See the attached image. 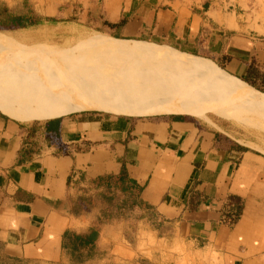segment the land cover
I'll return each instance as SVG.
<instances>
[{
	"label": "crops",
	"instance_id": "obj_1",
	"mask_svg": "<svg viewBox=\"0 0 264 264\" xmlns=\"http://www.w3.org/2000/svg\"><path fill=\"white\" fill-rule=\"evenodd\" d=\"M27 2L60 27H89L210 57L237 78L252 60L264 67V32L222 9H174L166 0ZM122 171L138 186L139 205L104 219V208L115 204L102 200L106 189L91 182ZM81 195L90 203L75 213ZM230 197L241 203L234 222L226 221ZM92 228L93 252L79 247L74 252L83 260L75 261L66 236ZM0 242L6 256L27 264H115L134 257L158 264H264V151L191 112L91 110L24 122L0 110Z\"/></svg>",
	"mask_w": 264,
	"mask_h": 264
},
{
	"label": "rangeland",
	"instance_id": "obj_2",
	"mask_svg": "<svg viewBox=\"0 0 264 264\" xmlns=\"http://www.w3.org/2000/svg\"><path fill=\"white\" fill-rule=\"evenodd\" d=\"M4 1H6L12 8L17 10L23 7H28L27 0ZM166 4V6L172 7L174 9H183L186 7L195 9V6H200L203 10L207 9L208 7L222 9L224 12L235 15L236 18L240 20V22H242V20H247L248 22L253 23L256 22L258 27H255V32H259L260 34L264 32V0H166ZM93 36L107 37V35L94 28L88 27L84 30L83 28L71 30L66 27H60L56 24L51 25L50 23L46 24V26L41 29L22 31L16 34H7L0 32V37L5 38V40H0V62H8L13 64L14 66H20L22 70L24 69L25 71H29V73H27V71H24L26 74H36L41 82H49V87L43 90L45 94H48L52 90L55 93H58L60 97L66 96L68 92H72L67 89L70 86L68 81L71 82V85L73 84V86L76 87H84L89 88L90 90H97L101 87L109 86L108 82L110 85L113 84L114 80H116L119 75L125 73L127 74L124 79L129 77H138L140 75L143 76L148 73H159L158 80L157 78L156 80L152 79L153 76L150 78L152 79L150 81L152 85H156L157 82L161 83V81L164 83L166 82V86L171 85V87L173 88L177 87V91H180L179 89H182L180 92L185 91V96L191 101H202L207 105H222L225 108L234 107V111L238 113L243 109L246 117L244 118L243 115L238 116L239 114L235 113L234 115H237L236 117L240 118L237 120L238 122H236L234 120L221 116L207 106H198V108H201L202 113L209 117L210 121L216 124H222V126L233 137H235L236 139H251L253 142L262 146V150L264 151V112H260L259 114L256 110H248L247 108H245V105L242 104L246 100L245 96L259 98L260 96L258 94L264 95V92H261L250 86H245L243 83H240L236 80H232L231 83L237 86L240 90L229 89L228 87H225L223 85L220 86V84L211 79L212 77L209 76V74H199L192 72L188 73L185 70L183 71L182 69H177V66L173 65L166 59L161 60L140 58L137 56L128 57L124 55H112L111 52L106 51L102 48L94 47L86 41L88 38H91ZM107 38L112 37L108 36ZM7 39L11 41H8ZM129 41L131 43L137 42L160 45L140 40ZM160 46H165L170 48L174 52H179L174 48L166 45ZM198 58L212 62L218 68L226 72L224 68H221L219 66L222 65V62H220L219 60L217 61L210 57ZM84 72L88 76L90 74L89 78H83L86 77ZM184 72L187 73L185 74ZM82 73L84 74L82 75ZM102 74L105 76H103ZM91 75L93 76L91 77ZM114 76H116V78ZM166 77H168V79ZM83 79H85V81ZM109 79L113 82L109 81ZM261 99L264 100V97H262ZM263 100H261V107L254 106L253 103H249L246 105L255 108L257 107L259 111H264ZM95 111L114 114L103 110ZM255 112H257L258 115ZM253 119L256 121L254 124L250 123V120ZM29 122H33V120ZM102 200L106 201L105 199ZM111 201L112 202L110 203L115 204L117 208H115L113 205L110 209L104 208L105 212H111L113 214H117V216H124L129 214V210L126 209V207H122L120 209V205H130V199L124 197L122 199L118 198L116 201ZM106 202L108 203V201ZM113 207L116 209L115 212V209ZM8 261L13 264H27L19 260ZM115 264L158 263L155 261H147L145 263H141L140 258L134 257L131 260L128 259L122 262H117Z\"/></svg>",
	"mask_w": 264,
	"mask_h": 264
},
{
	"label": "bare ground",
	"instance_id": "obj_3",
	"mask_svg": "<svg viewBox=\"0 0 264 264\" xmlns=\"http://www.w3.org/2000/svg\"><path fill=\"white\" fill-rule=\"evenodd\" d=\"M107 37L93 36L88 38L86 41L94 47L102 48L116 56L124 55L128 57L137 56L149 59H166L173 65L177 66V69H182L183 71L185 70L188 73L209 74L213 81L220 84V86L223 85L229 89L240 90L237 86L231 83L232 80H236L243 83L245 86H248L238 78L229 76L226 72L218 68L210 61H205L198 57L186 55L180 52H174L165 46L137 42L131 43L129 40ZM1 39L5 40L4 37H0V40ZM7 40L11 41L9 39ZM24 71L25 70H22L20 66H14L8 62H0V110L10 117L24 122L64 116L85 110H103L118 115L128 116L191 112L203 117L205 115L202 113L201 108H198L200 105L207 106L221 116L236 122H238L237 120L240 118L236 117L237 115L235 116V113L239 114L238 116L243 115L244 118L246 117L243 109L238 113L234 111V107L225 108L222 105H207L202 101H191L185 96V91L180 92L182 89L177 91V87L173 88L171 85L166 86V82L164 83L161 81V83L157 82L156 85H152L150 81L152 79L156 80V78L158 80L159 73H148L143 76L140 75L138 77H129L124 79L127 74L125 73L119 75L118 78L114 76L116 80L112 78V75L111 78L114 80V83L110 85L107 81L109 86L101 87L97 90L76 87L73 86V84L71 85V82L68 81L70 86L67 89L72 92H68V94L66 93V96L60 97L58 93H55L52 90L48 94H45L43 90L49 87V82L46 83L42 81L44 82L42 83L36 74H26L25 72L27 70L25 72ZM27 73H29V71H27ZM84 73H82V75ZM85 76L86 77L83 78H89L90 74L88 76L85 73ZM92 76L93 75H91V77ZM152 76L153 78L150 79ZM166 78L168 79V77ZM85 79L83 80L85 81ZM109 81L113 82L110 79ZM258 95L260 97H264L262 94ZM260 97L252 98V96H245V103L243 102L242 104H244L245 108L248 110H256L260 114V112L262 113L264 111H259L257 107L255 108L246 105L253 103L254 106L261 107V100L263 99ZM255 113L258 115L257 112ZM255 122L256 121L254 119L250 120V123L252 124Z\"/></svg>",
	"mask_w": 264,
	"mask_h": 264
},
{
	"label": "trees",
	"instance_id": "obj_4",
	"mask_svg": "<svg viewBox=\"0 0 264 264\" xmlns=\"http://www.w3.org/2000/svg\"><path fill=\"white\" fill-rule=\"evenodd\" d=\"M56 19L50 17H43L38 15L33 9L29 6L26 8H20L19 10L12 8L6 1L0 0V32L7 34H16L22 31L27 30H37L43 28L47 23L54 25ZM123 23V20L115 25L118 26ZM223 61H228L231 59L230 56L223 55ZM223 68V65H219ZM241 81L246 83L248 86L253 87L261 92H264V67H260L252 60L244 73V75L238 77ZM93 188L101 189L105 188L106 192L100 195V198L105 199L109 203L111 200L116 199L117 193H120L125 196V198L130 199V205L122 204V207H126L128 210H132V207L137 205V192L139 191L138 186L134 181L128 179L124 172L122 171L117 176H103L91 182ZM118 199V197H117ZM230 202L232 204L231 213L226 215V221L234 222L240 213L241 203L238 199L230 197ZM89 199L83 195L79 196L74 202V212L78 213L83 208L89 206ZM139 205V204H138ZM115 208H117L115 206ZM103 218L112 220L117 217V214L111 212H102ZM97 237V230L92 228L87 234H70L66 236L64 240V247H69L71 252V257L75 261H82V256L76 254L74 251L79 247H90L91 251L94 250V241ZM69 239V240H68ZM93 252V251H92ZM91 254V253H90ZM0 264H13L8 260H17L6 256L3 253V245L0 242ZM7 261V262H6ZM148 260L141 259V263H145Z\"/></svg>",
	"mask_w": 264,
	"mask_h": 264
}]
</instances>
